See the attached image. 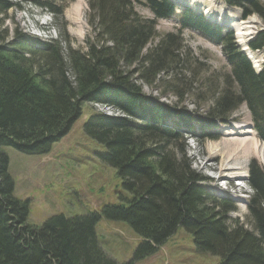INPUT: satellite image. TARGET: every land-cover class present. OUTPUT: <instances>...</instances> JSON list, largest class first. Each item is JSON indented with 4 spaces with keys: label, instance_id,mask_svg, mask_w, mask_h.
Listing matches in <instances>:
<instances>
[{
    "label": "trees",
    "instance_id": "1",
    "mask_svg": "<svg viewBox=\"0 0 264 264\" xmlns=\"http://www.w3.org/2000/svg\"><path fill=\"white\" fill-rule=\"evenodd\" d=\"M223 1L240 8L243 19L256 15L264 22V0ZM36 4L54 12L47 3ZM135 4L148 7L155 20L139 17ZM178 6L171 0H90V24L96 33L86 52L64 51L58 42L42 48L23 39L9 43V31L0 19V264H133L118 263L104 252L96 233L102 218L126 222L142 238L135 259L154 254L184 227L193 234L196 249L220 257L221 264H264V170L257 162L250 163L248 185L253 195L248 209L254 228L249 230L230 216L237 210L230 199L204 188L206 178L188 160L180 130L167 124L175 117L147 98L129 71L146 63L143 76L149 85L167 70V57H175L172 35L145 58L143 52L156 36L157 20L171 18ZM13 8L0 0V15ZM183 8L181 28L220 45L232 82L226 80L209 123L185 113H178V120L197 138L194 121L200 124L198 130L210 131L215 122H226L245 104L264 141V65L257 73L233 31L224 33L222 26ZM249 48L264 53V31ZM84 103L103 104L125 115L95 113L84 131L106 147L100 158L122 179L130 195L127 204L72 218L55 215L42 225H29L30 201L14 195L4 147L28 155L49 153L82 116ZM204 139L214 138L205 134Z\"/></svg>",
    "mask_w": 264,
    "mask_h": 264
},
{
    "label": "rangeland",
    "instance_id": "2",
    "mask_svg": "<svg viewBox=\"0 0 264 264\" xmlns=\"http://www.w3.org/2000/svg\"><path fill=\"white\" fill-rule=\"evenodd\" d=\"M7 1L14 4L15 8L0 15V19L3 20L2 27L9 31V43L23 39L34 48H42L43 44L58 42L64 51L72 48L86 52L88 40L95 39L96 32L90 24V0H83L80 4L79 0ZM203 1L215 10H225L229 17L242 19L239 9L224 5L222 0ZM36 3L51 5L55 13ZM183 7L185 6H178L176 14L171 18L157 20L156 36L143 52L145 58L160 46L163 39L172 35L175 57H167V70L149 85L143 76L146 63L135 64L129 71L143 94L157 101L158 105L175 117L168 120L167 124L180 130L183 137L180 143L185 148L188 160L193 169L206 178L202 183L204 188L212 195L230 199L237 209L230 216L253 230L248 209L253 195V190L248 185L249 167L255 161L264 170V141L254 130L251 113L245 104L231 113L226 122H215L210 131L198 130L199 121L210 122L209 114L215 101L223 93L226 80L232 82L231 66L220 45L210 42L197 31L181 28ZM134 9L144 20H155V15L148 7L135 4ZM250 17L259 22L254 32L264 31L262 19L256 15ZM250 17L244 21L250 20ZM228 31H233L236 35L235 30L223 26V32ZM235 39L239 43L238 37ZM95 113L111 117L125 116L103 104L84 103L82 116L65 137L53 144L49 153L28 155L12 147H4L9 158V174L15 184L14 195L23 201H30L29 225H42L55 215L72 218L101 212L107 205L127 204L130 195L124 190L122 179L113 167L100 158V155L107 152L106 147L84 131L85 123ZM178 113H185L187 118L198 120L193 122L198 128L195 131L197 138L187 132L184 123L178 120ZM236 127L242 129L240 133L232 135L231 132ZM205 134L212 135L214 139L203 140ZM241 142L243 145H240ZM249 142L258 145L259 153L238 157L231 164L232 168L240 169L236 173L245 176L244 178L237 177L231 181L230 178L219 179L220 171L214 172L203 166L212 158L211 149L218 156L216 161L210 163L220 165L228 162L234 155L233 149L245 147ZM231 173L234 174L235 170ZM96 233L104 252L118 263L221 264L220 257L198 251L193 234L184 227H179L154 254L140 259H135V254L142 238L126 222L102 218L96 225Z\"/></svg>",
    "mask_w": 264,
    "mask_h": 264
},
{
    "label": "bare ground",
    "instance_id": "3",
    "mask_svg": "<svg viewBox=\"0 0 264 264\" xmlns=\"http://www.w3.org/2000/svg\"><path fill=\"white\" fill-rule=\"evenodd\" d=\"M83 0H79V4L82 3ZM178 4H183L189 7H192L195 9L197 12H201L202 14L206 15L211 21L217 23V24H222L223 26L230 27L231 29L235 30L237 33V37L239 39V43L241 48L243 49L245 53H247L251 59V61L254 64V68L258 72L262 67H263V62L264 58L261 53H258L256 51H253L252 49L247 47L248 40L256 34L254 32L255 26L259 24V22L256 19H253L250 17V20L248 21H241L239 19H234L232 17H229L227 15V12L225 10L220 9V10H215L214 7L212 8L210 4L205 3L203 0H175ZM209 2H215V0L209 1ZM222 3V2H221ZM78 4V5H79ZM215 6V5H214ZM79 8V7H77ZM224 8V7H223ZM234 8V7H232ZM234 10V9H233ZM78 11V9H77ZM77 11L75 12L77 14ZM75 14V15H76ZM232 14V13H231ZM73 17V16H72ZM239 21V22H238ZM241 21V22H240ZM75 22V21H74ZM253 35V36H252ZM242 128H234L231 132L232 135L240 133ZM248 134V133H245ZM230 145V144H227ZM240 145H243L242 142ZM238 146V145H236ZM233 147V146H232ZM234 150V155L229 159L228 162H222L220 165L217 164H211L210 162L216 161L218 154L216 155V152L214 149H211V160L207 161L204 163V167L211 169L214 172L220 171V178H230V181L233 178H239V177H245L243 175H239L236 173V171L240 170L239 168H232L231 164H233L234 160L238 157H242L247 155L248 157L251 154L256 155L259 153L258 145L256 143H248L245 147H237ZM228 154V153H227ZM230 155V154H229ZM233 170H235V173H231ZM231 173V174H230Z\"/></svg>",
    "mask_w": 264,
    "mask_h": 264
},
{
    "label": "water",
    "instance_id": "4",
    "mask_svg": "<svg viewBox=\"0 0 264 264\" xmlns=\"http://www.w3.org/2000/svg\"><path fill=\"white\" fill-rule=\"evenodd\" d=\"M254 37H251L249 40H248V43H247V47L249 48V42L253 39ZM249 56V55H248ZM250 59V57H248ZM251 60V59H250ZM262 69L259 70V72L261 71Z\"/></svg>",
    "mask_w": 264,
    "mask_h": 264
}]
</instances>
